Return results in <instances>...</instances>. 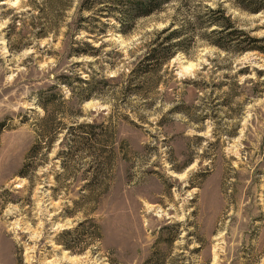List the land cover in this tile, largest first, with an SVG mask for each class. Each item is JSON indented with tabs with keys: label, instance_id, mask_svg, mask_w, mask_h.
I'll list each match as a JSON object with an SVG mask.
<instances>
[{
	"label": "rangeland",
	"instance_id": "1",
	"mask_svg": "<svg viewBox=\"0 0 264 264\" xmlns=\"http://www.w3.org/2000/svg\"><path fill=\"white\" fill-rule=\"evenodd\" d=\"M89 5L0 0V264H264V0H175L126 33ZM172 25L181 51L129 78Z\"/></svg>",
	"mask_w": 264,
	"mask_h": 264
},
{
	"label": "trees",
	"instance_id": "2",
	"mask_svg": "<svg viewBox=\"0 0 264 264\" xmlns=\"http://www.w3.org/2000/svg\"><path fill=\"white\" fill-rule=\"evenodd\" d=\"M57 0H54V2ZM62 1V0H61ZM90 3L89 7H86L88 11H92L94 4L104 5L108 7L114 13L115 21L119 24V30L123 33L128 32L129 29H131L132 25L139 20L146 19V17L151 16L156 13H160V11L167 5L171 4L175 0H86ZM92 5V6H91ZM240 8H243V5H240ZM246 7V10L249 12L258 13L260 12L259 8H249ZM245 9V8H243ZM95 15V14H94ZM92 14V16H94ZM222 16V14H220ZM90 18V17H89ZM222 23H225V26H222ZM210 27H225V31H231L233 30V25L231 24L230 20L224 16L219 18H214V21L210 23ZM172 30V31H171ZM171 31V32H170ZM217 31H213L212 33H216ZM166 33H169L168 36L161 39V35H164ZM182 32L179 29H174V26L172 25L170 29L164 30L161 32V34L157 35V39L150 45L147 46L146 53L140 61L138 62V66L131 71L129 74V78L133 79H144L149 78V76H153L159 69H161L164 65H167L170 60H172L176 53L181 51V38H182ZM234 36V33H229L226 36V39L232 38ZM158 40V41H157ZM235 40H230L229 45L231 46L232 42ZM215 46L219 50L228 51L229 48L224 44L216 43ZM86 47H89L88 45ZM257 49V48H251ZM90 50L96 51L93 48H90ZM238 52H245L243 49L239 50ZM83 55L84 52L82 53ZM94 56V55H93ZM78 80V78L76 79ZM79 82L83 83L87 86L85 89H79V92H75L72 90L70 83H65L67 87H71V95L70 101H76L78 103H82L84 101L89 100L92 98L91 91L89 89L90 82H86L83 80H78ZM128 89V88H127ZM55 88H49L48 90H44L39 93L37 104L38 106L43 110L48 112L49 107H53L55 103L59 101H64L63 95H60V93L56 94L54 92ZM101 125L97 124H79L78 129H96L101 128ZM83 223H79L78 226H81ZM67 234L71 233L70 231L66 232ZM66 248L71 249L69 245H65Z\"/></svg>",
	"mask_w": 264,
	"mask_h": 264
}]
</instances>
